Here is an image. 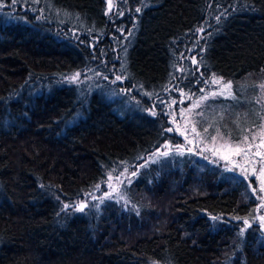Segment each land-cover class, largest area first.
<instances>
[{
  "label": "trees",
  "instance_id": "1",
  "mask_svg": "<svg viewBox=\"0 0 264 264\" xmlns=\"http://www.w3.org/2000/svg\"><path fill=\"white\" fill-rule=\"evenodd\" d=\"M38 2L44 20L21 5L0 12V264H264L250 180L193 152L143 164L123 199L63 209L174 137L173 85L192 91L205 73L246 82L206 104L238 134L264 75V0H120L119 37L106 0ZM207 16L219 20L193 72L186 50ZM113 62L123 81L58 80L91 65L112 76Z\"/></svg>",
  "mask_w": 264,
  "mask_h": 264
},
{
  "label": "rangeland",
  "instance_id": "2",
  "mask_svg": "<svg viewBox=\"0 0 264 264\" xmlns=\"http://www.w3.org/2000/svg\"><path fill=\"white\" fill-rule=\"evenodd\" d=\"M30 1V4L27 2ZM39 0H16V3L13 4L12 0H0V12H2L5 8L6 10L3 11L5 13L7 10L16 9L17 5H21L22 8H30L32 9L33 13H35L37 18H41L44 20L42 9L39 7ZM120 0H112V9L111 11L108 8V0H106V14L108 19L112 20V26L115 27L113 30L112 36L119 37L124 30V20H120L122 14H117L118 7H119ZM124 12V11H123ZM121 13V12H120ZM127 13L132 14V10H128ZM222 13L220 17L223 15ZM126 16V17H125ZM124 17L127 19H133L129 17V15H125ZM120 20V22H118ZM217 19L207 16L205 20L198 26L194 35L192 36L191 40L189 41V47L186 50V57L192 64L193 72H198L200 69V65L198 62V58L203 51V46L206 44L207 36L209 35V29L214 24ZM119 23V24H118ZM121 26V27H120ZM128 28V26L126 25ZM125 27V28H126ZM201 28L204 29L203 32L199 31ZM119 52L114 56V61L119 60ZM197 63H193V59ZM110 63L109 67V74H113L112 76H108V72H101L95 68L94 65L88 66L84 69H80L74 73L68 74L66 76L59 77L63 83L66 84H75L81 85L83 83L87 84L92 81H114L116 77H121L120 80H124L122 75L117 73V65ZM75 73H80L79 81L78 82H68V77H71ZM211 74L213 73H205L204 75L201 74V77L198 78V85L194 87L192 91H184L183 89H178L173 85L171 90L177 92V101H169L164 103L166 105V112L168 115V122L169 126L168 129H173L170 133L173 134V138L169 141L162 143L156 149H154L151 153L144 155L141 157L137 162L127 165V172L125 170L118 174H111V181H108V176L98 183L99 188L95 187L92 191L81 195L71 201H66L64 204L69 205H79L81 202L86 203L89 205L91 202L96 200H114L121 195L122 187L124 184L128 183V180L134 179L136 176H132V172H138L143 164L145 165L147 162H157L165 158V156L160 155H153L154 153L168 151V156H173L177 154L175 152V147L177 145L182 146V151L184 155L187 152L199 153L197 154L202 160L207 161L211 165H215L223 170H236L241 173V167L246 171V175H244L248 180H250L252 188H257L258 191L255 193L258 199V209L256 217L254 218V222H257L260 227L264 230V225L259 223V217L264 216V200H261L259 197L264 196V192L259 191L260 188V180L264 179L259 175L260 170L264 167V144H262V140H264V132H262L260 125L264 124V90L259 88L261 83H264V75L260 81L256 83V95L252 96V102L246 101L248 104V109L245 112H242L243 118V126L238 132V134H233L231 131L225 132L219 123L212 124L210 119H208L206 104L210 100H214L217 98H228L231 96H215L212 97L209 95L211 92H217L221 90L224 83L229 81L223 80L221 84L214 85V84H205L204 81L211 79ZM217 78H220L215 74ZM107 77V79H105ZM246 82H240L236 85L232 83V93L234 95L235 90H241L245 87ZM203 90V91H201ZM227 92V90H225ZM208 97L207 99H203L202 97ZM197 101H201L199 107H194ZM155 102V101H154ZM165 102V101H164ZM155 112V111H152ZM199 113L200 115H197ZM247 114H252L253 119L247 116ZM239 116V114H238ZM193 129H195L193 131ZM207 129V132H205ZM219 129V133L216 131ZM255 134V135H253ZM244 136H248L247 143H241V140ZM215 137L213 140L212 138ZM249 145L251 148L249 149ZM235 148L239 146L247 151V158L243 155L236 156L232 155L230 152V148ZM191 149V151H189ZM259 153L260 155H258ZM181 155V154H178ZM228 155L230 156L229 159L225 160L222 157ZM167 157V156H166ZM253 169H255L256 175H253ZM119 177V180H117ZM109 184L111 187H109ZM110 193V196H105V193ZM96 197V199H93ZM65 210V209H64ZM69 211H78L73 208L67 209ZM239 220V219H237ZM248 220V219H242ZM251 224L252 221L248 220Z\"/></svg>",
  "mask_w": 264,
  "mask_h": 264
},
{
  "label": "snow or ice",
  "instance_id": "3",
  "mask_svg": "<svg viewBox=\"0 0 264 264\" xmlns=\"http://www.w3.org/2000/svg\"><path fill=\"white\" fill-rule=\"evenodd\" d=\"M12 3L15 4L16 3V0H12ZM108 8L111 11V9H112V0H108ZM140 10H141L140 8L135 9L136 12H140ZM117 14H122V13H117ZM216 19L219 20V17H216ZM199 31L203 32L204 29L201 28ZM192 59H193V63H197L195 61V58H192ZM261 71L264 72V69H261ZM79 76H80V73L73 74L71 77H68L67 78L68 79V82L69 83L78 82L79 81ZM105 79H107V77H105ZM120 79H121V77H119V76L116 77V80H120ZM221 82H222V78H217L214 73L211 74V79L210 80L204 81L205 84L211 83V84H214V85H219V84H221ZM259 88L262 89V90H264V83H261L259 85ZM231 89H232V83H231V81H229V82L223 84L221 90H219L217 92H211V93H209V95L212 96V97H215V96H226L227 95V96H231V97L235 98L233 96V93H232ZM225 90H227V92H225ZM201 91H203V90H201ZM207 98H208L207 96L206 97H202V100L203 99H207ZM200 103H201V101H197L196 104L194 105V107H199ZM152 115H155V112H153ZM197 115H200V114L197 113ZM260 128H261L262 132H264V124H261L260 125ZM194 130L195 129H193V131ZM167 131H173V129H168ZM216 131L219 133V129H216ZM205 132H207V129H205ZM253 135H255V134H253ZM212 139L214 140L215 137H213ZM247 141H248V136H244L242 138V140H241V143H247ZM262 144H264V140H262ZM229 148H230V152H231L232 155H236V156L243 155L245 158H247V151L248 150L243 149V148H241L239 146H236L235 148H231V146H229ZM250 148H251V145H249V149ZM189 151H191V149H189ZM175 152L177 154H181L182 155L183 154L182 146L177 145L175 147ZM197 154H199V153H197ZM257 154L260 155L259 153H257ZM153 155L154 156L155 155H160V156H165L166 157V156L169 155V152L168 151H164V152L154 153ZM222 158L225 159V160H227V159L230 158V156L225 155ZM125 172H127V168H125ZM136 174L137 173L135 171L131 173L132 176H135ZM241 174L242 175H246L247 174L246 171L243 169V167H241ZM121 175H123V173H121ZM253 175L254 176L256 175L255 169H253ZM259 175L261 177H264V167L261 168ZM111 179H112L111 174H109L108 181H106V183H108L109 181H111ZM117 180H119V177H117ZM128 183H131V180L130 179L128 180ZM96 187L99 188V185H97ZM109 187H111L110 184H109ZM251 191H252L253 194H255L258 191V189L257 188H252ZM259 191L264 192V179H261L260 180V188H259ZM105 196H110V193H107L106 192L105 193ZM120 198L123 199L122 196ZM259 198L261 200H264V196H260ZM93 199H96V197H93ZM87 207H88V205L86 203H84V202H81L79 205H75V204H73V205L64 204L63 205V209H65V210H67L69 208H73V209L78 210V211H81V212L84 211L85 208H87ZM212 219L213 220H216V219H219V218L218 217H213ZM238 219H240V218H238ZM258 219H259V223L261 225H264V216H260ZM243 223L247 227H251V224L249 223L248 220H243ZM244 231H245V229H241V235H243Z\"/></svg>",
  "mask_w": 264,
  "mask_h": 264
}]
</instances>
